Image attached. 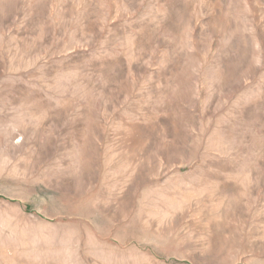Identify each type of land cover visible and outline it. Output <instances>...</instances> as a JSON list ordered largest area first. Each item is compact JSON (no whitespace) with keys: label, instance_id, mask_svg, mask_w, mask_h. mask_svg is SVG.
Wrapping results in <instances>:
<instances>
[{"label":"rangeland","instance_id":"1","mask_svg":"<svg viewBox=\"0 0 264 264\" xmlns=\"http://www.w3.org/2000/svg\"><path fill=\"white\" fill-rule=\"evenodd\" d=\"M0 264H264V0H0Z\"/></svg>","mask_w":264,"mask_h":264}]
</instances>
